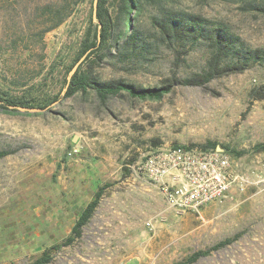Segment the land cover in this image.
Segmentation results:
<instances>
[{
	"label": "rangeland",
	"instance_id": "1",
	"mask_svg": "<svg viewBox=\"0 0 264 264\" xmlns=\"http://www.w3.org/2000/svg\"><path fill=\"white\" fill-rule=\"evenodd\" d=\"M55 1L0 0L2 103L44 109L0 110V150L8 151L0 157V264H25L40 254L20 233L31 232L32 220L26 218L35 201L31 183H50L52 134H68L65 151H54L60 161L79 146L73 159L85 162L86 179L97 187L108 185L81 236L51 250L47 264H264V181L209 206L201 216H178L153 197L149 181L136 170L144 154L157 146L204 148L212 142L240 152L234 153L240 170L264 173V150L256 151L264 144V59L200 85L176 84L158 99L123 92L102 100L91 88L64 98V79L94 27V0H80L60 24L42 33L51 24ZM165 3L222 24L250 48L264 51V13L250 5L264 0ZM154 7L145 2L134 13V23L146 43H157L159 49L136 63L118 55L91 57L81 70L145 87L201 72L210 52L206 42L182 47L157 41L150 20ZM90 186L91 195L95 188ZM152 218L150 229L145 222ZM74 220L72 214L56 220L50 236L37 241L59 245ZM199 251L203 255L189 261Z\"/></svg>",
	"mask_w": 264,
	"mask_h": 264
},
{
	"label": "trees",
	"instance_id": "2",
	"mask_svg": "<svg viewBox=\"0 0 264 264\" xmlns=\"http://www.w3.org/2000/svg\"><path fill=\"white\" fill-rule=\"evenodd\" d=\"M79 1L58 0L50 4L51 24L43 29L42 33L60 24ZM145 2H152L155 6V13L150 20L151 26L156 30L154 35L157 37V41H161L167 46L181 45L182 47L186 44L194 46L198 42H206L210 49L206 67L201 72L193 73L186 78L173 75L165 78L160 85L146 87L125 82L122 79L102 80L93 75L90 70H81L83 64L91 57L98 61L105 57L112 59L118 55L121 60L127 59L129 63H136L141 58H145V55L152 53L155 48L159 49L157 43L155 45L146 43L134 23V13L139 11ZM165 2L167 0H97L96 21L92 20L94 25L92 33L85 38L81 49V54L86 53V56L70 80L64 79L67 87L61 96L64 98L72 97L78 91H86L91 88L102 100L123 92L136 98L158 99L176 84L200 85L214 76L242 71L252 63L264 59L262 49L250 48L224 25H216L199 14L167 8ZM250 5L251 9L264 13V3H251ZM8 105L15 104L12 101H9V104L1 102L0 110L5 113H21L16 109L9 108ZM207 144L214 147L212 142ZM260 150H264V144H261L256 151ZM230 152L233 156L241 154L232 150ZM7 153L8 151L0 150V157ZM107 185L98 186L91 201L79 211L78 218L71 227L70 233L59 245H51L38 258L27 264H47L51 259V250L59 246H68L79 238L83 227L97 208ZM200 255H203L202 251L195 252L190 256L189 261L195 260Z\"/></svg>",
	"mask_w": 264,
	"mask_h": 264
},
{
	"label": "built area",
	"instance_id": "3",
	"mask_svg": "<svg viewBox=\"0 0 264 264\" xmlns=\"http://www.w3.org/2000/svg\"><path fill=\"white\" fill-rule=\"evenodd\" d=\"M78 151L79 146H74L66 155L72 158ZM136 170L147 178L169 211L178 216H201L209 206L264 181L262 170H240L232 152L220 146H157L144 154ZM145 224L152 229L153 218Z\"/></svg>",
	"mask_w": 264,
	"mask_h": 264
},
{
	"label": "crops",
	"instance_id": "4",
	"mask_svg": "<svg viewBox=\"0 0 264 264\" xmlns=\"http://www.w3.org/2000/svg\"><path fill=\"white\" fill-rule=\"evenodd\" d=\"M67 136L68 134H52L50 138V149L52 148L50 151V158H52L50 162V183L37 186L32 182L30 185V193L35 199L30 211L26 214V218L32 220L31 232L24 234L22 232L20 235L30 238L32 246L40 250V254L34 259L38 258L44 250L50 247L48 243H45L46 245L39 244V241H37L39 237L46 235L45 239H47V236H50V225L54 227L56 220L67 219L71 214L76 220L79 211L91 201L94 192L98 188L95 180L88 181L86 179L84 173L86 171L85 162L82 159H73L72 157L60 161L59 153L55 154L56 147H59L60 153L65 151ZM77 139L78 142H81L80 136H77ZM90 185L95 188L91 195L89 193ZM149 191L153 193L154 198L161 200L152 185ZM43 221H46L47 224ZM74 222L70 227L73 226Z\"/></svg>",
	"mask_w": 264,
	"mask_h": 264
},
{
	"label": "water",
	"instance_id": "5",
	"mask_svg": "<svg viewBox=\"0 0 264 264\" xmlns=\"http://www.w3.org/2000/svg\"><path fill=\"white\" fill-rule=\"evenodd\" d=\"M96 8H97V0H94L93 2V20L96 21ZM86 56V53L84 55H82L71 67V69L68 72L67 75V81L70 80L71 76L76 72L78 66L81 64V62L84 60ZM67 84L66 86L63 88L61 94L64 93V91L66 90ZM2 101L0 100V103ZM9 108L12 109H16L19 112H29V113H33V112H39V111H43V108H38V107H29V106H18V105H8ZM74 141V139H73Z\"/></svg>",
	"mask_w": 264,
	"mask_h": 264
}]
</instances>
